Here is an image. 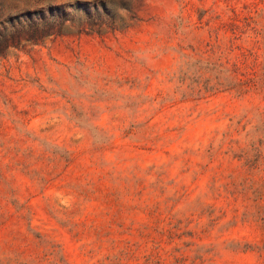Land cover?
<instances>
[{
	"label": "rangeland",
	"instance_id": "374dc122",
	"mask_svg": "<svg viewBox=\"0 0 264 264\" xmlns=\"http://www.w3.org/2000/svg\"><path fill=\"white\" fill-rule=\"evenodd\" d=\"M29 12L0 264H264V0H0V33Z\"/></svg>",
	"mask_w": 264,
	"mask_h": 264
},
{
	"label": "trees",
	"instance_id": "16d2710c",
	"mask_svg": "<svg viewBox=\"0 0 264 264\" xmlns=\"http://www.w3.org/2000/svg\"><path fill=\"white\" fill-rule=\"evenodd\" d=\"M31 14L29 12L23 18V21L27 20V22H22V25L0 33V53H5V51L11 46L17 47L22 38L29 40L32 43H37L41 41L44 36L52 32L51 28L53 26V21L39 19L38 17L32 19L30 16ZM26 32H28L29 35L24 37L23 34Z\"/></svg>",
	"mask_w": 264,
	"mask_h": 264
}]
</instances>
